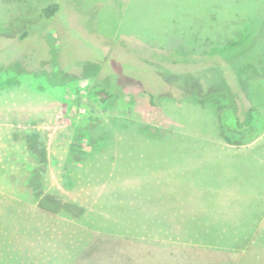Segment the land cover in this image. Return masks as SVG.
Instances as JSON below:
<instances>
[{
    "label": "rangeland",
    "instance_id": "374dc122",
    "mask_svg": "<svg viewBox=\"0 0 264 264\" xmlns=\"http://www.w3.org/2000/svg\"><path fill=\"white\" fill-rule=\"evenodd\" d=\"M7 1L0 205L23 201L24 242L0 231V264H228L260 248L264 0ZM16 130L46 134L57 212L8 182Z\"/></svg>",
    "mask_w": 264,
    "mask_h": 264
},
{
    "label": "trees",
    "instance_id": "16d2710c",
    "mask_svg": "<svg viewBox=\"0 0 264 264\" xmlns=\"http://www.w3.org/2000/svg\"><path fill=\"white\" fill-rule=\"evenodd\" d=\"M58 11L57 4H50L42 10V15L51 18ZM101 100L104 102L109 98V94L100 91ZM244 122L237 121V127L248 126L252 119V111H245ZM11 141L18 149L14 150L12 157H17L19 153L21 158L14 161L15 172L9 175V183L12 188L18 192V195L31 204H36L45 211H56L57 203H53L47 192L49 187V157L47 136L40 131L16 130L11 134ZM83 157L80 154H71V163L73 167L83 163Z\"/></svg>",
    "mask_w": 264,
    "mask_h": 264
},
{
    "label": "crops",
    "instance_id": "0c3cea01",
    "mask_svg": "<svg viewBox=\"0 0 264 264\" xmlns=\"http://www.w3.org/2000/svg\"><path fill=\"white\" fill-rule=\"evenodd\" d=\"M8 3L7 0H0V6H2L3 4L6 5ZM7 8V7H6ZM68 190V189H67ZM97 192H96V197H97ZM16 195H18V192L16 191ZM15 195V196H16ZM1 196H7L6 193H2L0 191V197ZM19 196V195H18ZM14 197V196H12ZM22 198V197H21ZM17 199V198H16ZM23 201H21V204L18 206V204H13V205H9L11 206L9 208V210L7 209V207L9 206H5V205H0V212L5 213V212H10L13 215L10 216V224H2V222H4L6 220V217L3 218L2 215H0V231L4 236H12L17 240H19L20 244H23V231L21 229L22 226V216H23ZM39 211H42L43 213H52L53 211H45L42 210L40 208ZM57 212V211H54ZM19 220V221H18ZM7 223V222H5ZM75 225H77V222H74ZM264 223V221H263ZM31 227H33L32 229H34L31 232V237L33 238H39L40 236V228L37 225H32ZM80 228H82L81 226H79ZM263 227V226H262ZM7 229H10L9 231ZM3 230V231H2ZM19 232V233H18ZM257 245L260 246V248H257L256 252H239V253H229L226 254L224 256V262H228V264H264V238L261 239V242L257 241ZM249 251L251 250V248L249 247L248 249ZM2 253V251H0ZM0 253V254H1ZM77 255V254H75ZM38 259V258H36ZM34 259H32L31 261H33Z\"/></svg>",
    "mask_w": 264,
    "mask_h": 264
}]
</instances>
